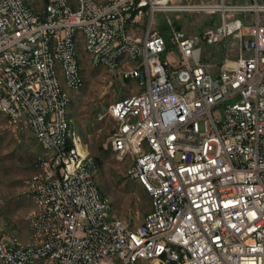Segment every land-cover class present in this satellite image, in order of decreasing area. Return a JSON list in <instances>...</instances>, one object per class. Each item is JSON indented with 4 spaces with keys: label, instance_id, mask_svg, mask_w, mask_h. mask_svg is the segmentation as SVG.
Instances as JSON below:
<instances>
[{
    "label": "built area",
    "instance_id": "obj_1",
    "mask_svg": "<svg viewBox=\"0 0 264 264\" xmlns=\"http://www.w3.org/2000/svg\"><path fill=\"white\" fill-rule=\"evenodd\" d=\"M172 11L222 21L153 25ZM82 37L110 84L139 86L107 111L109 148L151 200L136 225L70 124ZM0 113L37 146L29 239L0 232V264H264V0H0Z\"/></svg>",
    "mask_w": 264,
    "mask_h": 264
},
{
    "label": "rangeland",
    "instance_id": "obj_2",
    "mask_svg": "<svg viewBox=\"0 0 264 264\" xmlns=\"http://www.w3.org/2000/svg\"><path fill=\"white\" fill-rule=\"evenodd\" d=\"M167 17L190 34H198L222 21L219 13L157 12L152 23L164 33L168 30ZM201 45L205 51L219 47L217 43ZM84 48L82 37L78 42V52L84 84L79 90L71 92L73 95L68 114L70 124L98 161L97 183L101 191L111 199L113 214L130 225H136L150 210L151 200L141 187L125 176V169L130 161L116 160L109 148L114 120L107 111L113 101L138 92L139 86L135 80H123L119 77L110 84L107 69L92 66ZM36 147L29 130L14 128L0 113V222L20 221L25 215L21 200H14L12 194L22 188L23 181L30 174ZM29 202L33 204L31 200Z\"/></svg>",
    "mask_w": 264,
    "mask_h": 264
},
{
    "label": "crops",
    "instance_id": "obj_3",
    "mask_svg": "<svg viewBox=\"0 0 264 264\" xmlns=\"http://www.w3.org/2000/svg\"><path fill=\"white\" fill-rule=\"evenodd\" d=\"M136 29L139 30V27H136V25H134ZM141 28V27H140ZM138 30H136L135 32H137ZM73 95V94H71ZM31 171H32V163H31ZM135 182V181H133ZM135 184L138 187H141L137 182H135ZM143 190V189H142ZM12 198L14 200H21L20 204L21 207L24 209V217L22 220L20 221H12V222H0V232L5 235L6 237L10 236V235H17L19 236L23 241H28L29 239V235H30V231L27 225V221H26V215L28 214L29 211H31L33 209V204H30V200L28 199L27 196H24L21 194V189L18 190L15 194H12ZM43 264V263H40Z\"/></svg>",
    "mask_w": 264,
    "mask_h": 264
},
{
    "label": "trees",
    "instance_id": "obj_4",
    "mask_svg": "<svg viewBox=\"0 0 264 264\" xmlns=\"http://www.w3.org/2000/svg\"><path fill=\"white\" fill-rule=\"evenodd\" d=\"M96 161H97V159H96ZM97 163H98V161H97Z\"/></svg>",
    "mask_w": 264,
    "mask_h": 264
},
{
    "label": "bare ground",
    "instance_id": "obj_5",
    "mask_svg": "<svg viewBox=\"0 0 264 264\" xmlns=\"http://www.w3.org/2000/svg\"><path fill=\"white\" fill-rule=\"evenodd\" d=\"M155 264H157V263L155 262Z\"/></svg>",
    "mask_w": 264,
    "mask_h": 264
}]
</instances>
